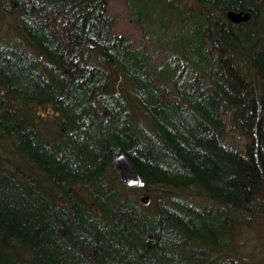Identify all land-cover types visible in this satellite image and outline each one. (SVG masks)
<instances>
[{
    "label": "trees",
    "instance_id": "obj_1",
    "mask_svg": "<svg viewBox=\"0 0 264 264\" xmlns=\"http://www.w3.org/2000/svg\"><path fill=\"white\" fill-rule=\"evenodd\" d=\"M253 233L264 0H0V264H264Z\"/></svg>",
    "mask_w": 264,
    "mask_h": 264
},
{
    "label": "water",
    "instance_id": "obj_2",
    "mask_svg": "<svg viewBox=\"0 0 264 264\" xmlns=\"http://www.w3.org/2000/svg\"><path fill=\"white\" fill-rule=\"evenodd\" d=\"M230 20L236 23H241L250 19L251 14L248 12H235L230 11L228 13ZM115 169L118 172L121 179L125 182L126 185L132 186L142 185V179L138 174L137 170L130 162V160L125 155H119L115 158L114 161ZM141 201L146 205L149 206L151 204V199L148 195H144L141 198Z\"/></svg>",
    "mask_w": 264,
    "mask_h": 264
},
{
    "label": "rangeland",
    "instance_id": "obj_3",
    "mask_svg": "<svg viewBox=\"0 0 264 264\" xmlns=\"http://www.w3.org/2000/svg\"><path fill=\"white\" fill-rule=\"evenodd\" d=\"M4 28L6 30L8 29V24L7 23L4 24ZM193 193H195V192H193ZM196 199H197L196 202H198L199 204H206L207 203V202L203 201L202 198H196ZM141 203L144 204L142 201H141ZM250 239H251V242H252L251 245L255 243V248H253L252 246L250 248H248L247 249V255H253L254 257H263L264 256V251H263L262 245L259 242V235H255V234L251 235ZM243 242H244V240H243ZM243 246H244V244H243Z\"/></svg>",
    "mask_w": 264,
    "mask_h": 264
}]
</instances>
